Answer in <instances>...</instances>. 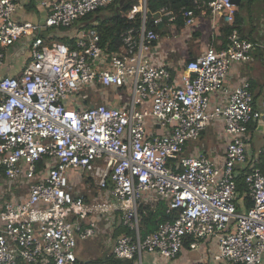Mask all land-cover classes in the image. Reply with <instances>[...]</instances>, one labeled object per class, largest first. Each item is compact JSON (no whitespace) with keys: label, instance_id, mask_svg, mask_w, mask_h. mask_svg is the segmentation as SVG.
Here are the masks:
<instances>
[{"label":"built area","instance_id":"built-area-1","mask_svg":"<svg viewBox=\"0 0 264 264\" xmlns=\"http://www.w3.org/2000/svg\"><path fill=\"white\" fill-rule=\"evenodd\" d=\"M115 1L44 2L47 17L33 23L14 20L17 0H0V68L7 49L27 51L19 74L0 77V264H76L78 240L103 224L104 233L130 230L112 251L136 264L174 263L185 241L190 253L209 237L218 241L209 257L216 263L264 264V170L252 143L264 125V101L257 103L247 79L227 85L232 64L249 62L256 47L264 54V40L240 35L234 0H193L179 13L162 8L152 23L148 0H141L124 15L139 14L141 25L125 31L111 53L95 28L75 31V46L44 38ZM198 15L211 17L214 29H231L225 46L208 47L180 68L150 55L156 26L181 16L192 27ZM86 86L120 91L119 99L75 100ZM217 120L228 138L223 162L196 147L187 153ZM241 169L254 201L247 210L239 208ZM84 174L92 193L80 189ZM159 200L173 219L141 236L140 205ZM144 254L157 261L145 262Z\"/></svg>","mask_w":264,"mask_h":264},{"label":"crops","instance_id":"crops-1","mask_svg":"<svg viewBox=\"0 0 264 264\" xmlns=\"http://www.w3.org/2000/svg\"><path fill=\"white\" fill-rule=\"evenodd\" d=\"M58 0H17L18 6L16 11L13 14L14 20L18 22H43L49 13V8L44 5V2L51 4ZM247 0V5L249 9L252 10V14L246 13V15L240 14V4L237 5V12L241 15L242 20L239 23L240 35L248 39L250 41L260 43V41L264 40V12H260L259 6H261L259 0L250 3ZM141 2V1H140ZM241 3V2H240ZM249 3V4H248ZM177 28V24L171 25ZM164 28V27H163ZM225 27H217L214 29L213 20L211 17L198 15L195 25L192 27H185L183 24L180 32L174 31V37L177 39V47L179 52H181L180 58L178 56V60L176 64H165L169 65L172 68H180L183 63L187 60L195 59L199 55H201L208 47H214L216 49H220L226 44V35L222 29ZM46 32V33H45ZM45 35L43 36L46 40H60L65 36H73L75 33L74 30L71 31H57V30H48L45 31ZM179 39V40H178ZM63 42V41H62ZM66 43V42H65ZM19 44L16 45V49L9 48L7 49L8 56L5 59V65L3 68H0V77L10 74L17 75L20 72V67L18 66L20 63V58L23 54L27 53L25 50H20ZM20 51V53H19ZM22 54V55H20ZM20 55V56H19ZM27 55V54H26ZM19 56V57H18ZM159 60H162L158 57ZM24 61V60H23ZM18 67L19 71L17 73H13L12 69ZM243 79L249 80L252 86V90L255 96L257 103L264 101V54L262 48L256 47L253 51L252 58L249 62L246 63H234L230 67L227 85L228 88L231 89L235 87L240 81ZM210 124H214L211 127V131L207 135L205 139L207 142L202 143V145H192L189 144L186 152L192 153L193 149L196 147L198 149L204 150L207 154L210 153V157L216 160L218 163H222L224 160V152L226 148V140H228L225 125L223 120L213 121ZM209 124V125H210ZM207 128L201 133L202 135L206 133L209 128ZM254 136H258L254 134ZM217 137L219 139H223L225 144H217ZM255 138V137H254ZM262 139V137H261ZM255 145H253V149H260L253 139ZM252 142V143H253ZM263 143V140H262ZM212 256H210L211 258ZM153 258V257H152ZM203 259V260H201ZM209 259V256L200 257L198 259H193L194 261H203L206 262ZM150 263V262H149ZM175 264L181 263V258L174 262Z\"/></svg>","mask_w":264,"mask_h":264},{"label":"trees","instance_id":"trees-1","mask_svg":"<svg viewBox=\"0 0 264 264\" xmlns=\"http://www.w3.org/2000/svg\"><path fill=\"white\" fill-rule=\"evenodd\" d=\"M141 0H116L114 3L108 5L105 8H100L96 11H93L89 13L88 15L79 18L75 21V23L72 26V29H67L63 27L53 28V30L57 31H78L82 27L87 28H95L101 38V46L106 52H114L118 51L121 46V36L122 34L130 29L131 27H139L141 25V18L138 14L136 18L133 20H128L124 15H126L128 12H130L132 9H134ZM258 0H249L251 4L256 2ZM261 6H259L260 12H264V0H259ZM249 4V3H248ZM243 5V1L241 0L240 6ZM192 7L193 6V0H148V7H149V19L152 23L153 16L156 12H158L162 8L166 9H172L175 10L176 13L180 12L181 7ZM242 17L237 12L236 13V20H235V26L239 29V23L241 22ZM183 25V19L181 16H179L177 28H181ZM156 30H158L161 34L163 33V26H156ZM52 30V29H50ZM223 32H225V35L228 34V32L231 30L230 28H224L222 29ZM240 32V31H239ZM63 42H66L67 44L71 46H75V41L72 36H65L61 39ZM189 60H187L185 63H187ZM255 125H251V130H254ZM256 135L258 137H262L260 132H256ZM253 145L254 142H253ZM261 149L260 158L261 160L256 163V166L264 170V151H263V143L259 146ZM257 150V149H256ZM185 153H181L180 156H184ZM246 170L241 169L240 174L236 178L237 181V188H238V199H239V208L240 209H250L254 205V201L251 198V196L248 193V187L245 183L244 179V173ZM87 177V181H91V177L84 174ZM88 200V199H87ZM167 203L163 200L156 201L154 203H143L140 205V212L142 215L141 220V229L140 233L141 236H146L148 233H152L159 225L163 222H166L168 220H172L173 218L170 215H167L165 213ZM117 219L121 215V212H115ZM124 233H131L129 229L124 228L123 230L116 231L113 233V238H118L121 234ZM189 241H185L183 251L181 252L178 259L181 258V263L177 264H231L226 262H219L216 263L212 259H208L206 262L203 261H194L190 260L188 255V248H189ZM185 259V260H184ZM136 264L135 260H127V259H120L117 258L113 251L109 255H106L102 259L92 260V261H86L82 262L79 259H77L76 264ZM166 264H175V263H166Z\"/></svg>","mask_w":264,"mask_h":264},{"label":"rangeland","instance_id":"rangeland-1","mask_svg":"<svg viewBox=\"0 0 264 264\" xmlns=\"http://www.w3.org/2000/svg\"><path fill=\"white\" fill-rule=\"evenodd\" d=\"M242 1H243V5L240 6L241 7L240 14L241 15H246V13L252 14V10H250L249 6L247 5V0H242ZM157 13L158 12H156L154 16H158ZM175 30L177 32H180V30L176 29L175 26H165L163 28V33L162 34L160 33L158 43L151 47L150 55L152 57H160L163 62H166L168 64H176L178 60V56L180 58L181 52H179L178 47H177L178 41L174 37ZM24 58H25V55L21 56L20 58L21 60L18 65L19 67H21ZM12 70H13L12 71L13 73H17L19 71L18 67ZM119 93L120 91L114 92V91H110L108 88L100 87L97 89L96 87L86 86L81 90L80 95L75 96L74 99L82 100V98L88 97L90 98V105H91L93 103L101 102L100 96H103V95H106L107 97H109L110 95L112 96L115 95L116 100H118ZM129 96H130L129 93H125L122 99L128 100ZM213 125L214 124H210L206 133L202 135L201 138L199 137L198 139L191 141L190 144L197 145L200 143V145H202V143H206L207 141L205 139L207 138V135L211 131V127ZM254 137H255L254 140L257 143L256 145L258 147L262 145V139L258 136L257 137L254 136ZM217 139L218 141L215 145L225 144V141L223 139H219L218 137ZM226 143H227V140H226ZM208 154L210 155V153ZM80 189L83 194H88V193H92V191H95L93 180L91 179V181H87V177L84 175L83 181L80 185ZM93 217L95 218L97 217V215L95 214L93 215ZM103 226L105 227L104 224ZM104 227L102 228L100 227L101 228L100 230L97 229V232L93 237L87 240H78L76 254L80 261L86 262V261L102 259L106 255H109L111 253L115 239L113 238V234H110L109 232L104 233L102 231L103 229H105ZM202 242H203V245L201 246L199 251L188 253L187 257L190 260L198 259L199 256L200 257H205V256L210 257L218 250L217 238L209 237V239L202 240ZM144 257H145V262H154V259L155 261H157V258L153 259L150 255H147V254H144Z\"/></svg>","mask_w":264,"mask_h":264},{"label":"water","instance_id":"water-1","mask_svg":"<svg viewBox=\"0 0 264 264\" xmlns=\"http://www.w3.org/2000/svg\"><path fill=\"white\" fill-rule=\"evenodd\" d=\"M234 2L236 3V5H239L240 2H241V0H234ZM92 106H93V105H92ZM259 121H260V122H263V118L261 117V118L259 119ZM258 130H259L260 132H264V125H263V124L258 125Z\"/></svg>","mask_w":264,"mask_h":264}]
</instances>
